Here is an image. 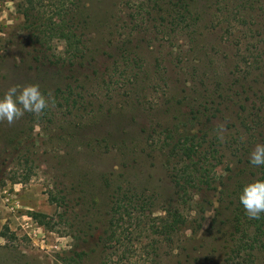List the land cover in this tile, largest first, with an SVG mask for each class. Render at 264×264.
Masks as SVG:
<instances>
[{"label":"rangeland","instance_id":"rangeland-1","mask_svg":"<svg viewBox=\"0 0 264 264\" xmlns=\"http://www.w3.org/2000/svg\"><path fill=\"white\" fill-rule=\"evenodd\" d=\"M171 1L78 0L71 43L50 32L59 0H0V96L38 84L55 100L0 121V264H64L72 250L82 264H251L232 253V226L242 188L264 180L248 162L264 143V0ZM190 163L199 181L183 196ZM118 188L140 207L116 240ZM174 208L186 225L159 235Z\"/></svg>","mask_w":264,"mask_h":264},{"label":"trees","instance_id":"trees-1","mask_svg":"<svg viewBox=\"0 0 264 264\" xmlns=\"http://www.w3.org/2000/svg\"><path fill=\"white\" fill-rule=\"evenodd\" d=\"M145 1L148 4L147 6H150L151 9L156 7L161 9V11L164 9L162 8V6H168L169 3L172 2L171 0H144V2ZM27 2L28 4H32L33 0H27ZM58 5L60 11L59 20L56 24H53L54 28H51L52 30H50V32L53 31L55 33L53 37H57L61 40L72 43L73 39H76L74 34H76V32L79 30L81 31L82 29L79 27H81L83 24H86V22L82 20V17L80 16L81 14L79 11L80 7L78 0H75V2H70V0H59ZM25 17L26 20L31 21V15L26 14ZM39 41L42 45H45L46 43L42 40ZM79 43L80 42L78 41L73 43L74 45H76L75 48L77 50V53L82 52L77 46L79 45ZM80 57H82L81 54ZM80 57L78 56V54L74 56V58ZM212 116L215 117V114H212ZM202 141L204 143H209L205 140ZM201 146L202 144H200L199 148ZM191 166L193 167L191 168ZM195 167L196 165L194 163H190V165L186 166L187 171H183L179 175L177 186L179 192H181L183 196H185L188 189L192 187L191 184H196L199 181L196 175L198 169H196ZM262 169L263 166L260 168V171L261 176H264ZM138 195L139 194L137 193V191L128 188H118L115 191L112 197L113 200L111 202V207L109 208L110 213L112 214V220L111 222H109L111 239L118 240L120 236V232L117 231V227L119 225L118 222L121 216H123L124 214L128 217H131L132 215H135L132 214L133 211H137V208L140 207ZM52 200L55 203H58L59 208L63 207L64 211L71 210L68 202L69 199H67V197L62 196L59 198H52ZM30 216L32 217V219L39 221L40 225H46V216L36 213L30 214ZM115 216H118L119 219L115 218ZM156 220H159V225L156 226V233H159V235L166 237L175 236L179 232L180 228L187 223L186 218L178 208L167 209L164 216L158 217ZM232 229L234 230V233L238 235V237L234 240V248L232 250V253H243V256L247 258L246 261H250L251 264H253L257 254H262L264 258V215H262V217L258 220L249 219L245 214L244 209L237 206L235 209L234 224L232 226ZM81 233L83 234L82 236L84 238L86 236V232L82 231ZM150 233L152 234L153 232ZM82 241L85 242L84 240ZM70 253V258L63 260L64 264H71L72 261L73 263L82 264L86 257V254L82 251L77 252L72 250Z\"/></svg>","mask_w":264,"mask_h":264},{"label":"clouds","instance_id":"clouds-1","mask_svg":"<svg viewBox=\"0 0 264 264\" xmlns=\"http://www.w3.org/2000/svg\"><path fill=\"white\" fill-rule=\"evenodd\" d=\"M55 100L51 95L45 96L38 84L11 86L0 96V121L12 124L26 112L39 116ZM221 134L225 131L224 124L218 125ZM243 140V137L241 138ZM249 164L253 167L264 166V143H257L249 154ZM239 202L249 219H260L264 215V180H255L246 184L239 193Z\"/></svg>","mask_w":264,"mask_h":264}]
</instances>
